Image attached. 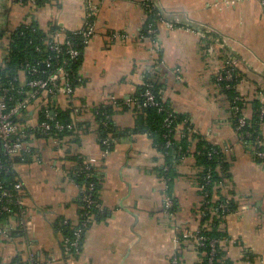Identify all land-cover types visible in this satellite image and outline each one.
<instances>
[{"label":"crops","instance_id":"0c3cea01","mask_svg":"<svg viewBox=\"0 0 264 264\" xmlns=\"http://www.w3.org/2000/svg\"><path fill=\"white\" fill-rule=\"evenodd\" d=\"M145 3L45 0L29 9L16 0H0V18L10 27L33 21L43 31L75 30L88 11L95 13V32L83 53V81L71 102L60 98V107L75 108L72 117L83 124L73 135L79 139L38 136L36 156L15 162L25 210L11 221L10 236L0 234V264H10L29 247L42 264H170L177 251L181 264L202 261L193 236L178 238L202 224L204 196L196 184L194 142L192 152L175 164L171 192L160 170L165 154L148 133L128 131L136 121L132 107H117L113 119L121 133L103 155L95 107L134 97L147 74L158 79L163 98L188 116L194 131L228 153L231 174L222 192L237 207L222 224L229 236L222 242L226 257L235 264H264V160L240 139L231 99L218 79L234 58L246 116L253 102L264 98V5L260 0H158L164 19L174 25L157 21L154 38L143 36L151 14ZM79 156L95 159L103 170L100 198L106 216L87 228L80 251L70 256L55 223L81 220L80 187L72 175ZM23 219L32 230L21 225Z\"/></svg>","mask_w":264,"mask_h":264},{"label":"trees","instance_id":"16d2710c","mask_svg":"<svg viewBox=\"0 0 264 264\" xmlns=\"http://www.w3.org/2000/svg\"><path fill=\"white\" fill-rule=\"evenodd\" d=\"M39 4H42L45 0H38ZM156 24L157 18L155 14L151 13L149 15L147 25L145 26L143 33L148 34L149 24ZM31 32L27 31L25 34L18 35L14 34L12 37V50L6 56L8 59V65L11 67L13 63L19 62L25 55H42V52H37L34 50L32 45L26 44L31 36ZM40 36V34H38ZM37 36V38H38ZM74 36V35H73ZM154 38L155 35H153ZM74 39L77 42L81 43L83 38L75 34ZM87 44H81V54L78 59L69 64V72L73 82V87L76 89L83 81L81 74V67L83 62V53ZM32 46V47H31ZM1 73H6L7 70L0 69ZM240 81V73L237 68L234 71V78L231 80L222 79L219 80V83L224 88V90L229 94V97L232 102V108L234 105L238 106V110L232 109L233 116L231 118L240 139L245 143V145L256 151L258 148V139H263V124H264V115L260 114V107L263 105V101L256 99L253 102V112L248 117H246L245 124L238 129L239 118L242 115H245L244 107L245 102L242 96L237 91V84ZM152 89L156 99L161 103L162 109L156 105H144L146 96L145 91L147 89ZM162 85L156 77L153 75L147 74L144 80V83L139 89V92L130 100H135L133 106L126 105V99H117L114 103L110 104H101L95 107L96 121H97V133L100 142L107 136L118 138L121 133V129L115 123L113 117L116 112L117 107L123 106V108H133V111L136 115L135 125L132 129H128L131 132H146L154 140L156 147L162 151L166 156V161L163 166H161V174L168 179L169 183V192H171L172 180L176 175L175 164L179 163L183 157L189 155L192 152L191 145L194 142V151L193 154L196 158V184L199 187L202 195L204 196V202L202 206V224L199 227L196 234L203 236L204 240L202 245H199L200 252L202 253V261L199 264H235L230 258L226 257V251L222 246V242L229 238L227 231L223 228L222 224L225 219V215L230 211L236 209L237 205L234 201L228 199L222 192L223 186L226 184L227 179L230 177V159L228 153L223 145L214 144L209 141L205 135L199 131H194V126L189 121L188 116L182 113L176 112L170 102L165 100L162 96ZM240 98L237 100V97ZM75 108L69 107L67 109L55 108V116L52 119L53 123L60 121L63 123L64 128L58 130L53 128L51 135L59 140H65L68 136L73 138V140H78V137L73 136L76 128H80L81 124L76 122L72 113ZM167 119L170 121L168 124ZM76 122V123H75ZM73 125L71 127L70 125ZM83 125V124H82ZM182 129V130H181ZM179 130L182 131L179 134ZM75 137V138H74ZM115 142L111 144L112 145ZM264 149V147H260ZM257 155V154H256ZM258 156V155H257ZM25 158L22 156H17L13 158L15 162H27L31 159L30 156L25 155ZM259 157V156H258ZM86 157H78V166L76 171L73 172V179L83 187H86L82 192L80 191L79 201L82 204L81 213L84 212V206H87V203L84 201V194H92V197L95 199V203L91 205V213L94 215V220L89 223L84 231L83 236L79 244V249H72L76 255L82 245L83 237L87 228L92 225L95 221L106 216V209L102 206L100 198V190L102 185L103 170L99 166H94L91 168L92 174L87 176L86 172H81L80 165L83 163ZM261 158V157H260ZM264 160V158H261ZM16 171L11 169L8 173L4 175V178L7 183L16 182ZM93 184L94 187L90 191L88 186ZM96 203L101 204L103 209H99L96 206ZM225 205V206H223ZM25 210V207L16 206L13 207V212H4L0 213V225L8 223L10 220L16 216H19L21 211ZM81 220H83L81 216ZM208 222L209 226L205 223ZM59 232L62 235V238L66 237L74 238L75 229L77 224L73 225L69 220L60 218L55 223ZM184 232H180L178 235L179 241H185L186 237ZM215 240L214 246L213 241ZM63 245L65 243L63 240ZM214 249V250H213ZM36 251V250H35ZM179 262L181 263V253L176 252ZM37 259H40L36 251ZM212 260V261H210ZM17 261L25 262L24 255H19L15 257L10 264H15ZM42 264V261H41Z\"/></svg>","mask_w":264,"mask_h":264},{"label":"built area","instance_id":"2783aa9c","mask_svg":"<svg viewBox=\"0 0 264 264\" xmlns=\"http://www.w3.org/2000/svg\"><path fill=\"white\" fill-rule=\"evenodd\" d=\"M16 1L29 9L40 5L38 0ZM260 1L264 5V0ZM145 2L147 9L150 13L155 14L158 22L166 20L158 7V0H145ZM94 14V11H88L84 24L75 30L58 28L43 31L33 21L15 23L10 27L0 18V69L7 70L6 73L0 72V213L13 212V207L24 206L25 188L22 182L16 180L14 184L7 183L4 178V175L13 169L15 164L13 158L17 156L25 158V155L36 156L33 140L38 136H52L51 131L53 128L58 130L64 128L62 122L56 121L53 123L52 119L55 116V108H61L60 98L62 96H65L67 101L71 102L73 100L76 89L73 87L68 67L70 62L76 61L80 56L81 44H88L94 35ZM166 22L170 26L174 25L168 20ZM157 30L156 24H149V35L156 36ZM27 31H30L32 35L26 44L32 45L35 51L43 54L25 55L19 62L13 63L9 67L6 56L12 50V37L16 33L22 35ZM75 34L83 38L81 43L74 39ZM114 35L119 36L120 34ZM235 62L234 58L227 61L225 68L218 74L219 80L234 78ZM145 96V106L150 104L163 108L152 89H147ZM239 98L240 96L237 97V100ZM261 101H263V105L260 107V114L264 115V98ZM135 102L136 99L125 101L128 106H133ZM233 108L238 110L237 105H234ZM246 117L242 115L239 118L238 129L245 124ZM167 121L170 124L168 119ZM70 126L73 127L72 124ZM116 140L117 138L107 136L101 141L103 155L110 152V146ZM261 146L264 147V140L259 138L258 148H255V152L259 157L264 158V149H260ZM93 165L97 166L95 159L87 157L80 165V170L90 176ZM78 186L81 192L86 188L80 184ZM93 187L94 185L91 184L88 189L91 191ZM83 199L87 206H84L85 210L81 213L83 220L77 223L74 238L66 237L62 239L65 243V250L70 256L74 255V249H79L85 227L94 220L90 207L96 202L95 199L91 193L84 194ZM166 203L172 205L173 201L171 198H167ZM96 206L103 209L99 203H96ZM22 211L24 210L22 209ZM11 221L3 226L0 225V234L10 236ZM21 225L28 230L33 229V224L30 221L27 222L26 219L21 221ZM196 232L194 234L185 233L184 235L185 237L193 236L197 244L202 245L204 237L196 234ZM214 243L215 240L213 246ZM23 255L26 261H17L15 264H41V261L36 257L35 249L32 247L27 248ZM170 264L181 263L174 255Z\"/></svg>","mask_w":264,"mask_h":264}]
</instances>
